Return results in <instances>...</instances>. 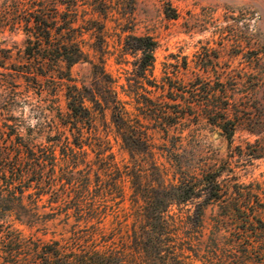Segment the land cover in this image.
Masks as SVG:
<instances>
[{"label": "trees", "instance_id": "trees-1", "mask_svg": "<svg viewBox=\"0 0 264 264\" xmlns=\"http://www.w3.org/2000/svg\"><path fill=\"white\" fill-rule=\"evenodd\" d=\"M112 1L15 0L6 15L26 39L17 61L0 47V66L13 70L1 72L4 92L7 76L21 75L40 93L61 91L67 110L41 140L43 124L22 140L0 130V264H264V184L239 179L233 148L209 162L184 143L203 114L232 146L226 82L218 89L168 70L153 79L157 41L128 33L122 53L140 56L125 88L106 68L105 22L81 7L108 16ZM90 29L97 40L86 47ZM85 61L90 83L72 72ZM111 132L127 160L117 158ZM57 226L59 238L37 234Z\"/></svg>", "mask_w": 264, "mask_h": 264}, {"label": "rangeland", "instance_id": "rangeland-1", "mask_svg": "<svg viewBox=\"0 0 264 264\" xmlns=\"http://www.w3.org/2000/svg\"><path fill=\"white\" fill-rule=\"evenodd\" d=\"M81 7L90 11L87 17L94 15L105 22L106 68L125 88L129 87L127 77L134 69L133 63L140 56V52L122 53L128 33L150 34L157 41L151 76L155 80H160L168 70L186 81L197 76L211 79L219 89L217 81L223 79L231 96L229 117L237 124L232 146L218 120L214 122L203 114L192 118L190 124L196 134H189L184 143L189 149L203 150L209 162L220 163L233 148L237 154L232 164L239 179L264 184V146L258 150L259 145H264V0H113L108 16L94 11L91 4ZM15 10V0H0V47L11 48V61L23 59L26 39L22 28L11 26L6 20V15ZM82 37L86 47L97 40L93 29L85 30ZM91 70L87 61L72 67L73 74L87 83L93 79ZM8 71L13 70L0 66V130L11 134L14 140H22L32 133L37 135L38 126L43 124L39 139H44L51 120L58 119L59 108L67 110L64 96L61 91L40 93L21 75L7 76L11 82L5 85L4 92L2 82H6V76L1 72ZM121 95L133 99L125 92ZM38 104L41 106L37 107ZM110 138L117 158L127 160L129 153L121 148L114 132ZM258 151L260 154L255 156ZM212 208L209 207V213ZM217 210L215 207L214 212ZM20 229L25 235L36 232L23 226ZM61 231L62 227L57 226L49 228L46 234H37L45 239L59 238Z\"/></svg>", "mask_w": 264, "mask_h": 264}]
</instances>
